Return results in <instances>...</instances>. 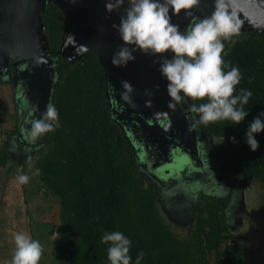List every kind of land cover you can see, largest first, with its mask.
<instances>
[{
	"label": "trees",
	"instance_id": "trees-1",
	"mask_svg": "<svg viewBox=\"0 0 264 264\" xmlns=\"http://www.w3.org/2000/svg\"><path fill=\"white\" fill-rule=\"evenodd\" d=\"M42 20L47 46L57 56L61 15L49 4ZM223 57L241 72L236 94L240 89L252 93L244 106L248 115L238 125L202 124L193 115L203 136L219 140L212 157L218 154V171L229 187L240 179L259 186L258 209L264 222V131L255 135L259 142L255 152L245 139L253 118L264 112V36H233ZM54 66L50 104L58 110L59 122L45 135L44 150L32 165L58 203L62 241L52 250V263L109 264L108 245L101 238L105 232L120 231L131 241L133 264L140 252L144 253L141 264H244L239 244L231 235L222 236L227 198L200 194L192 207L194 223L184 238L176 237L162 221L157 211L160 190L143 180L128 143L108 115L104 78L95 56L84 53L72 63L59 58ZM185 99L190 106L207 102ZM7 159L0 149V166ZM225 239L228 243L221 248Z\"/></svg>",
	"mask_w": 264,
	"mask_h": 264
},
{
	"label": "water",
	"instance_id": "water-1",
	"mask_svg": "<svg viewBox=\"0 0 264 264\" xmlns=\"http://www.w3.org/2000/svg\"><path fill=\"white\" fill-rule=\"evenodd\" d=\"M42 1L0 0V78L7 77L9 70L12 85L20 84L23 88V113H29L27 117L34 120H38V109L45 111L50 104L55 81L49 68L51 51L39 28ZM53 1H57L69 17L68 29L61 32L57 54L68 63L84 53L95 56L104 78L108 115L128 143L137 168L154 169L156 163L165 161L170 150L175 151L172 154L177 157L175 164L180 170L195 162L196 134L193 121L188 119L193 112L189 115L186 111L183 105L188 104L186 99L176 103L168 95L167 82L158 71L162 58L136 50L133 53L135 59L126 66L112 63L114 54L125 46L114 25H119L120 16L128 7L127 0L122 8L111 12L106 10L109 0ZM214 6L215 0H199L187 11L182 10L177 15L170 12L171 22L183 30V23L193 17L210 16ZM228 10L235 12L240 28L264 35V0H231ZM79 11L83 12L82 16ZM164 58L171 59V53L165 54ZM22 133L24 124L18 128V138ZM194 165L180 173L188 178ZM154 180L159 179L154 176Z\"/></svg>",
	"mask_w": 264,
	"mask_h": 264
},
{
	"label": "clouds",
	"instance_id": "clouds-1",
	"mask_svg": "<svg viewBox=\"0 0 264 264\" xmlns=\"http://www.w3.org/2000/svg\"><path fill=\"white\" fill-rule=\"evenodd\" d=\"M128 7L120 16L119 25H114L125 46L113 56L115 66H126L135 59L133 53L139 50L145 54L161 57L158 71L167 82L168 95L176 103L185 98L207 102L192 104L190 111L198 115L202 124L217 121H231L238 125L244 121L248 111L244 106L252 93L240 89L236 94L242 75L237 66L225 63L224 41L239 34L240 21L235 12H229L231 0H215L214 11L184 31L171 22V15L187 11L199 0H127ZM125 0H109L106 10H119ZM171 12V15H170ZM134 47H127V46ZM171 53V59L164 58ZM182 94V95H181ZM264 112L253 118L245 133L251 151L259 148L255 135L264 131ZM59 122V112L49 104L43 117L31 122L27 133L35 141L55 130ZM233 141L235 138H231ZM31 164V161H29ZM39 169L31 171V176L18 170L16 180L20 185L29 183L32 176H38ZM14 250L7 264H39L44 248L26 232L12 234ZM101 243L108 245L109 264H133L131 241L120 231L105 232ZM144 253L137 254L135 264H141Z\"/></svg>",
	"mask_w": 264,
	"mask_h": 264
},
{
	"label": "rangeland",
	"instance_id": "rangeland-1",
	"mask_svg": "<svg viewBox=\"0 0 264 264\" xmlns=\"http://www.w3.org/2000/svg\"><path fill=\"white\" fill-rule=\"evenodd\" d=\"M49 4L61 15L63 21L61 32L68 29V13L60 7L57 1L43 0L39 6V12L41 11V23H39V28L41 36L44 37V39L46 36L42 16ZM79 15L82 16L83 12L79 11ZM195 19L200 20V18L197 17L191 18L187 23L181 25L184 28L181 31L188 28ZM247 33L262 35L259 32L240 28L239 34ZM232 39L233 37L224 41V50ZM57 52L58 51H56V54ZM58 54L57 56H53L51 52L48 56L51 62L49 68L51 72L54 73V76L55 62L60 58ZM5 78L7 79L8 77ZM54 80L55 77L53 78V81ZM12 88L13 91L10 90L9 86H0V147L5 148L9 153L15 156L16 163H18L19 160H23L24 162L22 163L24 167L22 169L31 176L32 165L35 160L41 156L40 153L44 150L41 142L46 134L35 141L30 140L27 136L28 132L25 134V131L22 133V140H20L18 136L16 137L20 124H31L35 118L29 119L27 117L29 113H23L25 110V102L22 101L21 92L23 88L20 84ZM183 105L190 115V104L183 103ZM37 107L40 108V104L37 103ZM38 110L37 118L41 119L46 109L45 111L42 110V108ZM20 112H22L21 115ZM23 115L24 118H22ZM188 119L193 121L196 134L195 146L197 148V155L193 156L195 162L186 165L180 170L175 164V162H177V157H174L172 154L175 151L170 150L165 155V161L156 163L157 165L154 169H139V173L142 174L143 180L151 181L160 190V202L157 204V211L160 218L176 237L184 238L187 235V231L194 223L192 207L195 205L197 197L200 194L227 198V206L223 214L226 233L222 236L226 234L231 235L233 240L239 244L244 264H264V222L262 221L258 209L260 200L259 186L253 182L240 179L232 187H229L228 183L221 177L218 171L216 161L218 159V154L215 158L212 157V152H215L219 140L203 136L198 129V124L193 114L190 115ZM15 123H17V129L14 133L12 129ZM29 161H31V164ZM193 163H195V165ZM20 165L21 164L18 163V169H21ZM193 165L195 168L192 169L193 171L191 170L192 175L185 178V175L181 173H185L186 170H189L186 168H191ZM154 176L161 182L159 180H154ZM20 187L25 188L27 194L26 198L30 201V206L28 207L29 217L24 216L23 220L29 223L32 234L35 237L34 239L39 240L44 248L43 256L39 264H53L52 260L54 256L52 250L54 246L62 241L57 217V200L42 186L38 176H32L29 183L20 185ZM227 243V239L223 240L220 247L222 248L223 245ZM207 259L209 263L213 262V257L211 255H208Z\"/></svg>",
	"mask_w": 264,
	"mask_h": 264
},
{
	"label": "crops",
	"instance_id": "crops-1",
	"mask_svg": "<svg viewBox=\"0 0 264 264\" xmlns=\"http://www.w3.org/2000/svg\"><path fill=\"white\" fill-rule=\"evenodd\" d=\"M4 150L8 159L0 166V264H7L11 260L14 250L12 234L26 232L34 239L29 223L23 217H29L30 201L26 198L25 188L20 187L16 180L18 163L16 157ZM17 167V168H16ZM22 217V219H21Z\"/></svg>",
	"mask_w": 264,
	"mask_h": 264
},
{
	"label": "flooded vegetation",
	"instance_id": "flooded-vegetation-1",
	"mask_svg": "<svg viewBox=\"0 0 264 264\" xmlns=\"http://www.w3.org/2000/svg\"><path fill=\"white\" fill-rule=\"evenodd\" d=\"M86 33H89L88 31L86 32ZM8 72H7V79L5 78V77H3V78H0V86H9V88H10V90L11 91H13L12 89V87H13V85H12V82H11V74H10V72H9V70H7ZM9 75H10V78H9ZM14 94V93H13ZM22 118H24V115L22 116ZM23 120V119H22ZM25 125H24V131H25V134L30 130V128H31V126H29V125H31V124H29V123H24ZM16 126H17V123H15V124H13V129H12V131L15 133L16 132ZM27 130V131H26ZM17 134V133H16ZM18 135H16V137H17ZM20 139H21V137H20ZM199 163V162H198Z\"/></svg>",
	"mask_w": 264,
	"mask_h": 264
}]
</instances>
